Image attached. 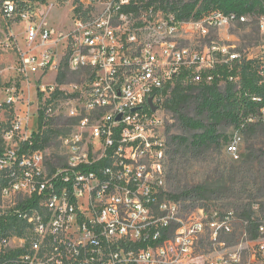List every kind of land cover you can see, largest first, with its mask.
Returning a JSON list of instances; mask_svg holds the SVG:
<instances>
[{"label":"built area","instance_id":"built-area-1","mask_svg":"<svg viewBox=\"0 0 264 264\" xmlns=\"http://www.w3.org/2000/svg\"><path fill=\"white\" fill-rule=\"evenodd\" d=\"M145 1L76 0L64 33L27 27L33 54L23 53L21 64L37 75L35 128L28 133L26 100L0 134V200L9 210L0 215H17L32 240L29 248H10L0 237V254L23 249L4 264H264L263 209L253 207V238L234 212H185L165 189L173 120L164 103L177 82L209 85L217 67L240 60L212 36L246 17L212 10L179 19L144 9ZM25 2L0 0V14L25 21ZM60 65L65 77L57 85ZM256 72L264 84V58ZM21 100L12 93L8 103ZM57 123L63 165L50 169L47 148L25 152L21 144ZM240 142L235 133L228 151L236 154ZM32 199L33 208H17Z\"/></svg>","mask_w":264,"mask_h":264},{"label":"trees","instance_id":"trees-1","mask_svg":"<svg viewBox=\"0 0 264 264\" xmlns=\"http://www.w3.org/2000/svg\"><path fill=\"white\" fill-rule=\"evenodd\" d=\"M143 7L172 14L179 19H188L192 16L199 18L212 10L249 17L264 15V0H146ZM256 67V60L243 59L235 62L231 69L217 67L213 72V82L209 85L185 86L179 81L173 88L170 98L164 103V109L175 116L178 125L194 132L187 139L170 136L166 131L167 161L171 159L173 166L177 162L173 155L179 153L183 163L205 161L210 150L220 149L224 144H229L235 133L244 139L245 144L244 151L237 160L226 162L223 166L218 164L213 170L212 179L215 183L220 185L225 183L218 186L219 189H224L223 191L211 194L208 186L201 184L178 195L167 193V197L180 203L182 200L190 201L193 209H202L203 201L224 200L232 212L248 222L246 230L253 238L256 237L255 226L252 223L253 207L259 206L262 210L263 206L259 200L264 199V84L260 83ZM216 72L225 79L222 85ZM229 76L237 80L230 82ZM64 77L65 73H62L60 79L63 80ZM254 97L260 98V101H254ZM190 104L195 105L196 117L191 118L187 115ZM250 117H254L256 121L247 122ZM59 125L63 124H54L57 134L60 133ZM223 126L233 129L231 138L221 132ZM52 129L45 130L43 135L32 133L30 140L21 144V150L33 152L50 147L48 132H53ZM181 148L184 149L183 154L179 152ZM1 152L0 141V154ZM171 154L172 157L169 159ZM224 185L227 187L224 188ZM35 205L36 202L33 204L32 199L20 201L17 208L26 210ZM25 227L24 221L13 212L0 215L2 238L10 237L16 231L22 232ZM22 252L23 249H14L0 254V264L17 258Z\"/></svg>","mask_w":264,"mask_h":264},{"label":"rangeland","instance_id":"rangeland-1","mask_svg":"<svg viewBox=\"0 0 264 264\" xmlns=\"http://www.w3.org/2000/svg\"><path fill=\"white\" fill-rule=\"evenodd\" d=\"M25 13L27 20L18 22L17 20H8L0 14V134L2 130L9 127L11 121L14 119L16 112H20L21 105H24L26 100H31L29 111L31 119L29 121L28 133L33 132L35 122L33 120V87L38 85L35 83L37 75H33L30 69H24L21 64V56L23 53L33 54V42L28 40L27 27L34 25L36 27H45L56 32L57 34L64 33L74 10L76 8V0H26ZM246 22L242 24H235L221 32L213 35V39L219 44H223L228 48L235 50L240 55V60L250 58L260 61L264 58V15H255L252 17L245 16ZM62 65L58 69L61 72ZM56 71L49 72L41 80L40 86H46L52 82ZM72 77L69 76V79ZM12 93L19 95L22 100L20 104L8 103L9 97ZM170 114L173 123L167 127V133L170 136H181L189 139L194 132L185 130L181 125L177 124L175 116ZM196 109L194 104H190L187 108V115L189 117H196ZM52 127L46 130H51ZM53 132H48L51 140L50 147L46 149V165L50 169L61 167L63 163L59 159L61 144L59 142V134L53 128ZM221 132L225 133L229 138L233 135V129L229 126L221 127ZM228 144H224L220 149L210 150L208 158L201 163L186 162L178 155H173L174 160L177 159L176 165L171 164V156L166 163V192L170 195H178L181 192L191 189L197 185L208 186L211 194L223 191L218 186H223L222 183L216 184L212 179L213 170L218 164L223 166L224 163L237 160L241 153H243L245 144L244 139L237 148L236 154H232L227 149ZM183 154L184 149L179 150ZM176 158V159H175ZM227 187V185H224ZM215 196H211L214 198ZM262 203L264 210V199L259 200ZM224 200L203 201L202 209L208 211H232L225 205ZM181 204L186 210L196 211L198 209L190 205V201H181ZM7 203L0 200V214L8 212ZM32 240V231L29 228H24L22 232H13L8 237L10 248H29ZM227 240V239H226ZM229 240V239H228Z\"/></svg>","mask_w":264,"mask_h":264},{"label":"water","instance_id":"water-1","mask_svg":"<svg viewBox=\"0 0 264 264\" xmlns=\"http://www.w3.org/2000/svg\"><path fill=\"white\" fill-rule=\"evenodd\" d=\"M149 103H150L151 109L154 111L156 108L153 105H151V100H149Z\"/></svg>","mask_w":264,"mask_h":264}]
</instances>
